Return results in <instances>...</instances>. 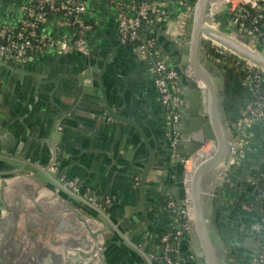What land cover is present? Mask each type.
<instances>
[{
	"label": "crops",
	"instance_id": "crops-1",
	"mask_svg": "<svg viewBox=\"0 0 264 264\" xmlns=\"http://www.w3.org/2000/svg\"><path fill=\"white\" fill-rule=\"evenodd\" d=\"M30 1L0 0V24L15 25L20 8ZM164 1L166 21L154 27L149 36L168 57L170 66L183 73V62L192 70L187 50L194 10L187 3ZM86 7L87 19L96 23L88 37L91 52L86 62L74 53L47 55L39 59L40 66L35 64L37 61L25 64L29 73L0 74V96L3 97H0V151L3 154L0 174H17L19 168L9 162L41 167L52 164L50 167L58 170L60 176L75 181L78 190L93 194L96 207L103 212L112 208L111 216L124 231L123 234L118 232L117 237L110 228L103 236L106 249L103 248L105 258L101 264H161V235L177 225V215L168 204L176 203L175 194L181 180L174 161L176 154L171 151L166 137L164 111L149 67L138 59L132 47L117 40L114 9L104 0H86ZM220 26L221 31L226 30V23ZM51 32L54 36L70 34L61 29ZM84 67L93 72L87 91L82 94L77 111L68 114L54 132V114L50 111L53 110L52 94L54 99H60L64 108L69 107L72 97L63 98L52 92L64 91L65 87L76 89L77 85L72 84L70 78L77 72L74 68ZM230 76L224 73L226 84ZM199 83L198 88L204 90L203 83ZM234 85L242 89L239 83ZM101 90L118 119L101 113L104 111L100 105ZM179 93L184 107L181 85ZM241 96L234 90L229 107L220 112V117L225 118L224 130L228 123L235 122L247 104L246 90ZM27 105L31 106L30 111ZM210 128L213 131L212 126ZM182 131L181 122L180 133ZM251 132L254 150L244 164L224 172L219 168L220 163L207 176L213 172L218 175L212 182L207 181L203 189V200H210V220L205 223L216 230L222 243V264H255L260 251L264 222L255 206L257 193L253 181L264 164V122L255 125ZM149 149L154 152V162L144 186L143 207L126 216L125 209L135 208L139 203L138 185ZM3 167L14 168V171L5 173ZM192 238L195 247L191 240L185 243L182 237L178 242V258L182 264H195V249L200 263L219 264L218 247L210 243L208 253L195 230Z\"/></svg>",
	"mask_w": 264,
	"mask_h": 264
},
{
	"label": "water",
	"instance_id": "water-1",
	"mask_svg": "<svg viewBox=\"0 0 264 264\" xmlns=\"http://www.w3.org/2000/svg\"><path fill=\"white\" fill-rule=\"evenodd\" d=\"M210 1L198 0L190 20L192 31L187 51L194 75L186 77L177 71L181 88L183 87L184 107L181 117L183 131L180 134L179 151L174 161L177 175L182 178L183 161L196 156L206 143H216L215 153L197 165L189 189L195 234L206 252H210V243L218 247L221 255L219 264H222L224 258L222 243L216 230L205 223L210 220V200L208 198L206 201L203 200V189L207 181L212 182L218 173L213 172L210 177L207 175L220 163H222L219 167L221 171L227 165L230 140L225 135L226 128L225 130L223 128L225 118L220 117V112L229 107L225 99L226 93L233 89L234 83L240 84V82L228 69L220 66L217 69L205 58L203 49H208L210 41L202 42L201 35L209 37L240 57L262 67H264V57L204 26ZM74 55L83 61L87 59L80 53ZM0 63L8 62L0 60ZM185 68L186 62H183L182 71ZM91 71L84 67L81 73H76L70 78L71 83L77 85L76 89L65 87L63 92L56 89L52 92L63 98L72 97L69 107L64 108L60 104V99H54L52 94L53 110L50 111L54 114L52 119L54 132L59 130L62 126L61 122L68 114L77 111L81 96L87 91L86 85L93 73ZM224 73L231 75L227 84ZM196 81H201L205 89H199ZM243 92H245L244 88L236 95L242 97ZM101 93L100 105L104 108L101 113L105 117L118 119L106 101L103 90ZM26 108L28 111L31 110L30 105ZM226 113V118L229 120L228 112ZM61 132L64 134V130ZM149 151L138 185L139 203L135 208L125 209L126 216H129L130 212L141 211L143 207L144 186L154 162V152L151 149ZM0 155L3 156L2 153ZM55 163L57 164L56 161ZM9 164L19 168V171L16 175H12L6 171L13 172L14 168L3 167L6 174H0V264H101L105 257L102 254L100 261L98 254L101 253L100 247L105 245L103 236L110 228L114 229L113 233L117 237H119L118 232L124 233L121 226L117 225L118 220L111 216L112 208L103 212L101 208L96 207L97 201L93 194L78 190L75 181L64 180L54 168L31 163L9 162ZM175 198L176 205L182 208L184 187L181 180ZM174 211L177 215V210ZM182 240L185 243L191 240L195 247L192 236L185 234ZM198 253L195 249L193 253L195 264H202L198 260ZM94 255L98 258L96 261Z\"/></svg>",
	"mask_w": 264,
	"mask_h": 264
},
{
	"label": "built area",
	"instance_id": "built-area-1",
	"mask_svg": "<svg viewBox=\"0 0 264 264\" xmlns=\"http://www.w3.org/2000/svg\"><path fill=\"white\" fill-rule=\"evenodd\" d=\"M104 1L115 11L116 36L119 43L131 46L138 59L149 67L154 88L164 111L169 147L177 156L183 113V101L179 93L180 80L177 72L170 66L168 57L149 36L154 27L166 21L164 13L166 1L148 0L140 4H136L135 0ZM173 1L178 4L187 3L194 10L198 0H193L192 4L190 0ZM214 1L211 0L209 3L204 26L264 57V0H227L214 13H210ZM35 2L33 6H29V2L20 8V17L15 25L0 24V60L24 65L47 55L80 53L86 57L90 54L88 37L94 31L96 23L86 17V0H64L61 4L56 0ZM223 11L228 14L225 31H221L219 23L215 21ZM56 29L68 30L70 34L54 36L51 31ZM201 38L203 42L210 41L208 49H213L214 54L220 57L212 58L206 53L208 49H203L205 58L213 65L226 68L237 76L240 86L249 95L247 104L240 110L235 122L226 125V135L230 140L227 149L228 161L224 169L226 172L230 168L242 166L253 153L251 129L264 122V67L240 57L205 35ZM228 58L233 59L234 63H228ZM182 74L193 77L189 67H186ZM196 82L200 85L199 81ZM211 147L215 153L214 143H206L200 151L209 150ZM190 159L183 161L181 178L184 187L183 207L180 208L173 201L168 204L170 208L176 209L178 214L175 231L160 238L161 261L164 264H182L178 258V242L183 235L193 236L194 232L191 193L187 188L185 172V164ZM260 177L264 180V173ZM253 185L258 200L264 202V189H257L255 181ZM262 219L264 222V215ZM262 239L264 240V231ZM259 248L255 264H264V242L259 244Z\"/></svg>",
	"mask_w": 264,
	"mask_h": 264
},
{
	"label": "trees",
	"instance_id": "trees-1",
	"mask_svg": "<svg viewBox=\"0 0 264 264\" xmlns=\"http://www.w3.org/2000/svg\"><path fill=\"white\" fill-rule=\"evenodd\" d=\"M64 0H56V2L58 4H61ZM145 1H148V0H135V3L136 4H140L141 2H145ZM35 0H31L30 3H29V6H33L35 5ZM190 3L192 4L193 3V0H190ZM228 19V14L226 11H223L222 13H220L217 17H216V22L219 23L222 27L224 25V23H226ZM246 25H248V22L246 23ZM95 29V28H94ZM129 46V45H128ZM131 47V46H130ZM206 53L212 57V58H220L218 57L216 54H214V51L213 49H208L206 51ZM227 62L228 63H231L233 64L234 63V60L231 59V58H228L227 59ZM262 173H264V164H263V167L261 169L258 170V173L257 175L255 176L254 178V181L256 182V187L257 189H264V180L260 177L262 175ZM255 206H256V209L259 211V213L263 216L264 215V202H260L257 198L256 202H255ZM175 231V229H170V230H167L165 231L162 235H165V234H168V233H173ZM161 235V236H162ZM264 242V240L261 238V241L260 243L262 244ZM164 264V263H162Z\"/></svg>",
	"mask_w": 264,
	"mask_h": 264
},
{
	"label": "flooded vegetation",
	"instance_id": "flooded-vegetation-1",
	"mask_svg": "<svg viewBox=\"0 0 264 264\" xmlns=\"http://www.w3.org/2000/svg\"><path fill=\"white\" fill-rule=\"evenodd\" d=\"M35 64H37L38 66H40L41 65V61H39V59L37 60V62L35 63ZM74 69H76L75 70V72L76 73H81V71H82V69H79V68H74ZM20 72H23V73H26V72H28L29 73V70H28V66L27 65H18V64H15V65H10L9 63H0V74H2V75H5V74H7V73H14L15 75L17 74V73H20ZM75 73V74H76ZM4 78V77H3ZM4 82V81H3ZM2 82V83H3ZM235 88H237V89H235ZM233 89L236 91V93H238V92H240V90L241 89H239V87H233ZM233 89L231 88V91L227 94L226 93V97H227V101L228 102H231V100H233V93H234V91H233ZM1 97V99H3V97L2 96H0ZM37 97V96H36ZM40 100V99H39ZM41 101V100H40ZM0 104H1V102H0ZM0 153H1V151H0ZM1 156V155H0ZM2 157V156H1ZM1 160V159H0ZM50 166H52V164L51 165H49L48 166V168H53V167H50ZM47 167V166H46ZM64 178V177H63ZM64 180H65V178H64ZM103 248H105V246L103 245L102 247H100V249H101V253H99L98 254V257H99V259L98 258H96V256L94 255V257H95V260L94 261H96L97 259L98 260H100L101 261V255L102 254H104V249ZM106 249V248H105ZM94 254V253H93ZM160 262H161V264L163 263L161 260H160Z\"/></svg>",
	"mask_w": 264,
	"mask_h": 264
},
{
	"label": "bare ground",
	"instance_id": "bare-ground-1",
	"mask_svg": "<svg viewBox=\"0 0 264 264\" xmlns=\"http://www.w3.org/2000/svg\"><path fill=\"white\" fill-rule=\"evenodd\" d=\"M227 0H215L210 8V13H214L215 10ZM213 147L210 150H202L200 151L196 156H193L189 161L185 164V172H186V178H187V187L190 186V180L192 179V175L199 164V162L208 159L211 157L214 152H212ZM190 190V189H189ZM90 247V245H89Z\"/></svg>",
	"mask_w": 264,
	"mask_h": 264
}]
</instances>
